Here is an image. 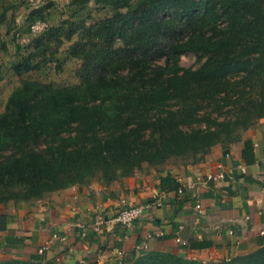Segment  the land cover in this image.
<instances>
[{"label": "trees", "instance_id": "trees-1", "mask_svg": "<svg viewBox=\"0 0 264 264\" xmlns=\"http://www.w3.org/2000/svg\"><path fill=\"white\" fill-rule=\"evenodd\" d=\"M109 15L49 27L31 10L9 68L20 85L0 113V207L31 203L94 181L110 185L146 165L197 164L241 141L264 118V0H69ZM8 21L0 0L1 29ZM31 34V33H30ZM79 61L77 83L24 76L53 62L64 43ZM192 55L195 68L180 65ZM0 264H62L2 259ZM132 264H264V246L218 262L158 251Z\"/></svg>", "mask_w": 264, "mask_h": 264}, {"label": "crops", "instance_id": "crops-1", "mask_svg": "<svg viewBox=\"0 0 264 264\" xmlns=\"http://www.w3.org/2000/svg\"><path fill=\"white\" fill-rule=\"evenodd\" d=\"M156 199L160 206L129 228L113 221L125 206ZM197 204L201 213L195 210ZM98 218L103 224L94 232ZM45 244L48 249L41 252ZM261 246L264 118L245 131L240 142L227 148L214 146L197 164L175 162L159 169L145 165L110 185L94 181L31 203L10 202L0 207V260L132 264L142 253L158 251L218 262Z\"/></svg>", "mask_w": 264, "mask_h": 264}, {"label": "rangeland", "instance_id": "rangeland-1", "mask_svg": "<svg viewBox=\"0 0 264 264\" xmlns=\"http://www.w3.org/2000/svg\"><path fill=\"white\" fill-rule=\"evenodd\" d=\"M2 6L7 10L8 21L1 29L5 48L0 55V113L4 111L10 93L20 85V78L9 68L10 63L16 60L15 57L17 58L16 45L25 46L29 39L40 34H32L31 30L29 32L27 29L25 18L31 10L47 7L45 22L49 27L58 26L62 21L69 19L74 21L86 18L90 23L109 15L106 10H101L93 4L77 12L76 8L70 5L69 0H2ZM70 45L71 43H64L59 49L55 56L57 62L53 59V62H48L44 69L28 73L24 77L60 86L76 84L75 71L79 67V61L68 56L67 49ZM180 65L186 68L198 66L192 55L181 56Z\"/></svg>", "mask_w": 264, "mask_h": 264}, {"label": "built area", "instance_id": "built-area-1", "mask_svg": "<svg viewBox=\"0 0 264 264\" xmlns=\"http://www.w3.org/2000/svg\"><path fill=\"white\" fill-rule=\"evenodd\" d=\"M46 28H47V24L45 22L37 21L32 24L30 30L32 34H39L43 32ZM160 204H161L160 200L156 199L140 205H127L116 213V215L113 218V221H115L117 224H119L124 228H129L136 220L141 218L145 213L149 212L152 208L160 206ZM195 210L197 213H201V206L197 204L195 206ZM102 224H103V220L101 218H98L93 225L94 232H98ZM85 236H86V232L83 231L81 233V237L84 238ZM54 238L56 239L57 237L54 236ZM176 242L181 245L185 244L180 239H176ZM47 249H48V244H45L41 248V252H44ZM119 256H121V253L119 254Z\"/></svg>", "mask_w": 264, "mask_h": 264}]
</instances>
